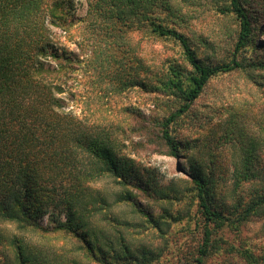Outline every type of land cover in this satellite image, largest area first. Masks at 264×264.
Masks as SVG:
<instances>
[{
  "label": "trees",
  "instance_id": "1",
  "mask_svg": "<svg viewBox=\"0 0 264 264\" xmlns=\"http://www.w3.org/2000/svg\"><path fill=\"white\" fill-rule=\"evenodd\" d=\"M228 1L239 20L233 56L228 63L209 65L196 57L183 34L162 23L157 12L160 8L168 10L162 0H85L83 18L73 14L75 0H0V223L13 224L20 234L59 236L74 242L95 264H150L155 255L131 254L122 236L120 252L106 250L91 222L100 215L114 223L113 210L128 206L150 228L159 230L161 224L168 225L171 214L154 218L141 207L139 198L154 200L153 193L133 182V161L118 154V147H125L127 133L137 131L161 145L163 151L157 153L177 157L179 142L171 128L189 112L210 80L238 70L251 78L255 73L264 74L262 47L246 64L236 57L242 47L255 40L247 0ZM76 22L93 35L89 44H76L79 53L61 47L53 35V30H59L65 41H71L72 30L80 27ZM142 26L151 35L176 43L191 71L185 74L178 65L170 64L156 84L122 77L118 84L169 93L179 100L178 107L167 116L152 119L150 127L138 129L111 123L90 125L65 109L60 96L69 91L70 81L79 82L75 74L96 71L97 65L103 69L101 47L120 44L127 30ZM87 46L93 54L89 61L80 53V47ZM260 143L250 139L243 157L234 162L230 206H213L211 179L196 170L190 174V191L185 193L196 203L200 234L188 264H205L221 249L218 235L222 228L238 230L254 216L264 218V167L258 168ZM187 148L184 143L183 149ZM107 180L119 189L112 201L92 188ZM244 185L248 188L240 192ZM172 198L177 196L167 199ZM6 250L12 258L5 255ZM240 253L247 264H264V256L245 250ZM35 262L23 237L0 234V264Z\"/></svg>",
  "mask_w": 264,
  "mask_h": 264
},
{
  "label": "rangeland",
  "instance_id": "2",
  "mask_svg": "<svg viewBox=\"0 0 264 264\" xmlns=\"http://www.w3.org/2000/svg\"><path fill=\"white\" fill-rule=\"evenodd\" d=\"M164 2L168 10L160 8L158 17L164 25L173 27L188 39L200 61L217 65L232 59L239 20L230 11L228 0H162ZM247 3L251 36L255 41L242 47L236 56L245 64L258 56L260 47L264 49V0H247ZM85 13V0H75L74 16L83 18ZM76 23L80 27H74L69 42L61 31L53 30L60 46L73 53H79L76 44H89L93 40L92 33L81 28L83 24ZM121 38L123 42L119 40L120 44L112 48L101 47L103 69L97 65L96 71L76 73L79 84L77 80L70 81L69 91L66 88L60 97L65 109L90 125L111 123L124 129L150 127L152 119L175 110L179 100L169 93L121 86L118 84L121 77L145 80L150 85L163 78L170 64L178 65L185 74L191 68L176 43L151 35L145 26L127 30ZM80 50L82 58L88 57V61L93 58L88 46ZM127 134L125 147H118L121 152L117 153L131 158L133 182L147 188L154 197V200L140 197L141 207L154 218L167 213L171 218L168 225L161 224L157 230L147 226L132 208L121 206L113 210L114 223H108L99 215L92 220L91 228L106 250L114 248L120 252L122 236L131 254L155 255L150 264H188L200 234L196 203L185 193L190 191V174L196 170L211 179L213 206H230L234 162L243 157L250 139L261 142L258 168L264 167V74L255 73L251 78L238 70L210 80L189 112L171 128L172 136L179 142L177 157L157 153L163 151L161 145L150 142L147 135L137 131ZM184 143L188 144L185 150ZM92 188L106 194L111 201L119 192L108 180ZM247 188L244 185L239 191ZM174 195L177 199H167ZM42 222H47V216ZM0 234L23 237L35 255V264H95L81 254L74 242L59 236L20 234L10 223H0ZM218 238L221 249L205 264H247L240 253L244 250L254 256H264V218L254 216L238 230L224 227ZM7 254L12 258L10 250L5 251Z\"/></svg>",
  "mask_w": 264,
  "mask_h": 264
}]
</instances>
